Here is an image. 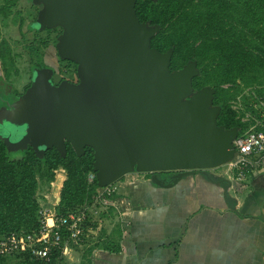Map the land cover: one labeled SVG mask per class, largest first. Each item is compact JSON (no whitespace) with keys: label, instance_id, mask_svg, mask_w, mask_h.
<instances>
[{"label":"water","instance_id":"water-1","mask_svg":"<svg viewBox=\"0 0 264 264\" xmlns=\"http://www.w3.org/2000/svg\"><path fill=\"white\" fill-rule=\"evenodd\" d=\"M31 26L60 27L61 59L77 64L78 82L53 81L54 69L35 68L16 101L0 106V141L9 152L30 146L39 157L70 143L82 156L94 150L99 187L128 173H151L162 187L235 156L240 127L218 124L211 86L194 89L196 61L171 70L173 49L152 47L159 25L142 22L137 0H32ZM184 171L167 183L158 173Z\"/></svg>","mask_w":264,"mask_h":264},{"label":"trees","instance_id":"trees-1","mask_svg":"<svg viewBox=\"0 0 264 264\" xmlns=\"http://www.w3.org/2000/svg\"><path fill=\"white\" fill-rule=\"evenodd\" d=\"M1 2L0 16L7 24L19 0ZM135 8L142 22L160 27L151 39L152 47L161 52L173 49L171 70L196 61L200 73L193 79L194 89L211 86L216 90L214 104L221 106L218 124L226 128L239 126L241 132L248 127L251 122H242V117L246 110L255 111L250 106L252 92L264 100V0H137ZM37 12L31 17L32 22ZM24 19L20 17L18 28L23 38L26 37L22 30ZM29 31L34 32V38L23 44L30 54L32 69L45 67L44 49L51 42L56 45L61 28L46 29V34L42 35L44 31L29 25ZM15 56L17 53L12 44L3 37L0 41V59L7 76ZM60 60L66 62L69 70L73 66L72 72L77 73L75 62ZM239 96H242L245 110L237 111L233 107ZM93 165L94 150L89 146L82 156L77 155L71 144L67 143L66 155L53 147L39 157L31 146L23 152H9L0 141V238L13 231L37 232L40 229L39 190L42 186L53 187L60 172L64 177L55 206L56 213L67 215L88 206L91 219L94 206H102L93 198L100 188L97 179L93 183L88 182ZM146 174L148 178L151 177V173ZM115 195L108 197L115 198ZM119 230L86 247L80 264L91 263L90 255L94 248L119 251ZM117 232L119 235L116 236ZM64 237H67L66 233ZM71 246L78 247L73 243ZM0 264L75 263L57 249L46 259H38L27 253L0 255Z\"/></svg>","mask_w":264,"mask_h":264},{"label":"crops","instance_id":"crops-1","mask_svg":"<svg viewBox=\"0 0 264 264\" xmlns=\"http://www.w3.org/2000/svg\"><path fill=\"white\" fill-rule=\"evenodd\" d=\"M1 75L8 77L0 59ZM216 169L169 187L130 179L93 210L88 237L69 260L80 264L86 247L120 229V250L94 248L90 264H264V159L240 190Z\"/></svg>","mask_w":264,"mask_h":264},{"label":"built area","instance_id":"built-area-1","mask_svg":"<svg viewBox=\"0 0 264 264\" xmlns=\"http://www.w3.org/2000/svg\"><path fill=\"white\" fill-rule=\"evenodd\" d=\"M249 91L247 92L249 93ZM252 96L250 106L255 111L246 110L245 115L242 117V122L250 121L251 123L242 132L239 131V135L234 141L235 156L225 164L231 185L238 190L243 188L244 181L264 159V100L254 92H252ZM233 107L237 111L245 110L242 96L234 101ZM230 172H234V175H231ZM95 179V172H90L88 182L93 183ZM115 192L116 187L111 184L98 188L93 198L102 205H109L111 202L107 201V199H110L108 196ZM58 196L59 193L55 196V200L51 201V205L48 206L47 204L44 205L40 198L41 226L37 232L13 231L0 238V255L9 256L27 253L38 259H46L53 250L57 249H60L65 256L70 255L73 248L72 243L75 245L83 243L84 239L88 237L87 230L90 229L87 224L91 221L89 219L90 207L86 206L67 215H58L55 210ZM64 232L67 235L66 238Z\"/></svg>","mask_w":264,"mask_h":264},{"label":"rangeland","instance_id":"rangeland-1","mask_svg":"<svg viewBox=\"0 0 264 264\" xmlns=\"http://www.w3.org/2000/svg\"><path fill=\"white\" fill-rule=\"evenodd\" d=\"M0 0V5H1ZM33 4V5H32ZM35 6V7H34ZM40 9V6L35 5L33 1L31 0H19L18 5L14 8L15 13L10 16V18L6 21L7 24H4L3 18L0 16V41L3 37H5L7 40L10 41L12 44V47L15 49V52L17 53V56H15V61L11 67L10 74L7 78H4V76H0V98H5L7 100H14L15 96L17 94L24 93V89L26 86H28L31 82V76H32V65L30 60V54L26 52L24 49V44L27 40H30L34 38V32L29 31V25L32 24L31 17L37 12L36 9ZM38 9V10H39ZM16 18H15V17ZM23 16L24 24L22 27V30L24 33H26V37L23 38L21 32L19 31V24H20V17ZM16 19V22L13 21V19ZM46 32L44 31L42 35H45ZM55 33L53 34V36ZM21 43H16V41H19ZM43 62L45 63V67H52L59 71V74L65 73L68 76L74 74L72 73L73 69L69 70L66 66V62H62L60 60V57L58 56L56 45L51 42V44L44 49L43 53ZM68 63V62H67ZM1 103V102H0ZM214 169V168H213ZM226 170L227 166L223 165L216 169V171L221 172L226 176ZM208 171L212 172L213 170L208 169ZM129 174V175H128ZM116 182L113 183V185L116 187V191L123 192L126 187V183L131 179V181H135V179H147L148 176L145 174V172H139L134 171L131 173H128ZM161 173L159 172L158 175L161 178ZM231 175H234V172H230ZM64 174L60 172L58 180L54 183L53 187H47L42 186L39 190V196L41 198L42 203L44 205L47 204L51 205V203L55 200V196L59 193V188L61 186V181L63 179ZM127 188V187H126ZM233 194V192H232ZM50 199H49V198ZM243 197V195L241 196ZM52 201V202H51ZM107 201L112 202L110 199H107ZM104 203V202H103ZM110 205V204H109ZM102 206H108V205H102ZM101 205L99 207L94 206L93 210L98 209L99 211L103 208ZM102 211V210H101ZM96 236V235H95ZM98 240L97 237L93 238V241ZM71 255H67V259L70 258Z\"/></svg>","mask_w":264,"mask_h":264},{"label":"flooded vegetation","instance_id":"flooded-vegetation-1","mask_svg":"<svg viewBox=\"0 0 264 264\" xmlns=\"http://www.w3.org/2000/svg\"><path fill=\"white\" fill-rule=\"evenodd\" d=\"M39 9V8H38ZM39 11V10H38ZM37 14H38V12H37ZM57 28H60V27H57ZM43 31H45V30H43ZM62 32V29H61V31H60V33ZM59 33V34H60ZM58 34V35H59ZM58 37V36H57ZM48 67V66H47ZM52 68V67H51ZM35 68H33V70H34ZM54 69V68H53ZM33 70H32V72H33ZM76 70H77V66H76ZM73 73V72H72ZM32 77V76H31ZM59 77H62V79H60ZM62 80H68V81H70V82H78V76H77V73L76 74H72V75H70V76H68L67 74H61V72H60V74H59V71H57L56 69H54V75H53V81L55 82V84H59ZM30 84H31V82H30ZM30 84H29V86H30ZM29 86H26L25 87V89L24 90H26ZM25 92V91H24ZM20 94H17L16 96H15V99L14 100H7V99H5V98H0V106H2V105H5L7 102H9V103H12V102H14V101H16L17 100V98H18V96H19ZM205 171H208V170H196L195 172H205ZM184 171H166V172H161V179L162 180H165V181H167V180H171V178L172 179H174V181L176 180V176L177 175H181L182 173H183ZM186 176H188V175H185L184 177H186ZM183 178V177H182ZM182 178H180V179H182Z\"/></svg>","mask_w":264,"mask_h":264}]
</instances>
